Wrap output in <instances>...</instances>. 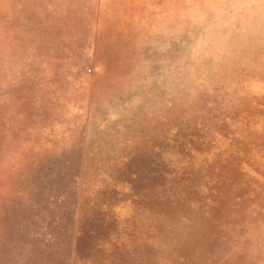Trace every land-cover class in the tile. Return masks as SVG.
<instances>
[{
    "label": "rangeland",
    "instance_id": "1",
    "mask_svg": "<svg viewBox=\"0 0 264 264\" xmlns=\"http://www.w3.org/2000/svg\"><path fill=\"white\" fill-rule=\"evenodd\" d=\"M0 264H264V0H0Z\"/></svg>",
    "mask_w": 264,
    "mask_h": 264
}]
</instances>
